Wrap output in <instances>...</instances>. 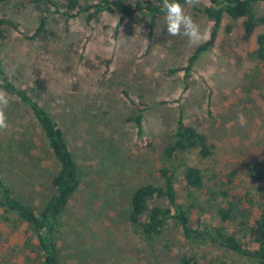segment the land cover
Instances as JSON below:
<instances>
[{
  "label": "rangeland",
  "instance_id": "obj_1",
  "mask_svg": "<svg viewBox=\"0 0 264 264\" xmlns=\"http://www.w3.org/2000/svg\"><path fill=\"white\" fill-rule=\"evenodd\" d=\"M17 2L0 0V16L20 20L28 35L32 34L41 11L20 8ZM203 3L183 4L201 29L210 26L197 8ZM258 10L264 13V1ZM44 14L56 35L38 43L14 32L0 45V52L19 85L31 87L33 69L42 70L49 88L38 95L39 100L64 130L78 163L81 184L67 208L59 240L62 263L244 262L245 257L216 243L185 239L172 219L162 237L147 242L141 228L130 222L128 209L134 190L162 183L161 151L181 114L213 142V155L202 158L193 152L189 162L201 167L208 185L214 183L220 191L212 199L206 188L192 191L179 182L178 201L190 209L191 216H201L203 224L214 228L222 224L212 206L215 201L263 199L264 183L248 176L250 168H261L264 161V61L255 55L256 38L248 45L239 44L223 27L216 44L196 61L190 76L165 77L162 69L186 63L197 46L189 45L182 35L169 36L165 14L151 36L143 15L115 33L117 19L108 15L87 24L82 17L67 22L59 12ZM263 31L260 27L259 32ZM88 59L93 67L86 63ZM254 71H261L263 86L247 90L243 85ZM125 92L149 105L143 118L144 140L137 138L129 121L133 106ZM241 112L247 119L243 127L237 121ZM6 115L10 127L0 130V165L17 196L41 210L53 193L55 163L40 148L36 122L28 110H21L10 98ZM151 203L169 205V200L156 198ZM240 221H232L227 231L242 237ZM11 225L0 208V264H28L29 256L20 243L21 229ZM183 257L193 259L184 262Z\"/></svg>",
  "mask_w": 264,
  "mask_h": 264
},
{
  "label": "trees",
  "instance_id": "obj_2",
  "mask_svg": "<svg viewBox=\"0 0 264 264\" xmlns=\"http://www.w3.org/2000/svg\"><path fill=\"white\" fill-rule=\"evenodd\" d=\"M204 1L207 4L200 0L203 7L197 8L207 16L210 23L209 39L196 46L186 63L162 69L165 77L178 73L190 76L196 61L216 44L223 27L234 35V41L239 44L248 45L256 38L258 48L255 55L260 61H264V31L259 32L260 27H264V13L258 10L264 0ZM180 3L186 4L185 0H180ZM17 6L38 8L41 11L39 23L33 33L28 35L20 20L7 14L0 16V45L11 39L14 32L24 34L38 43L46 42L56 35V32L49 29L47 16L42 14L53 11L59 12L67 22L82 17L87 24L96 23L104 15H108L117 19L115 33L135 16L143 15L148 18L146 28L150 36L157 29L158 19L165 14L161 10L162 0H137L133 3L124 0H18ZM86 63L94 66L89 59ZM260 73L261 71H254L253 79L243 85V88H261L263 85L260 84ZM32 75L31 87L17 84L12 79L0 52V88L9 94V98L13 99L21 110H28L30 117L36 122L35 135L40 148L46 159L55 163V172L51 178L53 193L45 206L38 210L33 204L17 196L0 165V208L3 209V217L12 223L11 226L21 229L20 243L29 256L28 264H63L59 253V240L66 227L67 208L80 187L81 177L64 130L38 97L48 90L49 80L39 68H34ZM125 94L133 106L129 121L137 138L144 140L146 135L143 118L149 105L128 92ZM193 152L207 158L213 155L214 144L207 132L186 122L181 114L173 136L165 141L161 151L159 176L162 183H147L133 191L128 209L130 222L141 228L145 241L154 242L164 235L172 219L183 230L185 239L210 241L246 259L240 263L220 261L218 264H264V194L263 199H257L256 202L248 200L247 197H243L245 201L241 197H234L221 203H212L222 221L221 226L214 228L203 224L201 216L194 219L190 209L178 201L179 182L192 191L206 188L212 199H216L220 193L215 189L217 187L214 183L208 185L203 169L189 162V155ZM248 176L264 183V161L261 168H250ZM223 194L228 195L226 192ZM156 198L168 199L169 205L151 203V200ZM145 215L146 219L143 218ZM238 219L241 220V230L244 232L242 237L227 231V225ZM191 259L182 258L184 262H190Z\"/></svg>",
  "mask_w": 264,
  "mask_h": 264
},
{
  "label": "clouds",
  "instance_id": "obj_3",
  "mask_svg": "<svg viewBox=\"0 0 264 264\" xmlns=\"http://www.w3.org/2000/svg\"><path fill=\"white\" fill-rule=\"evenodd\" d=\"M188 6H196L200 0H185ZM161 10L165 13L164 20L169 36H184L187 37L188 43L191 46L198 45L207 41L210 37V26L201 29V26L189 14H186L185 7L180 3V0H162ZM9 94L0 88V130H6L10 127L6 109L9 105ZM237 121L243 127L247 123V119L243 112L237 116Z\"/></svg>",
  "mask_w": 264,
  "mask_h": 264
}]
</instances>
